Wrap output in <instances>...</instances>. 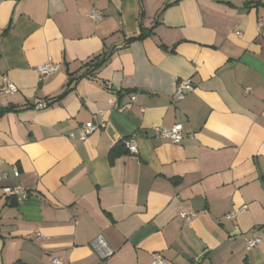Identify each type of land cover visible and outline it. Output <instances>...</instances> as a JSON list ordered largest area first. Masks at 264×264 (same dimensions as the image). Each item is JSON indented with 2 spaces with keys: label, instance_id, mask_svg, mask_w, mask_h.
<instances>
[{
  "label": "crops",
  "instance_id": "obj_1",
  "mask_svg": "<svg viewBox=\"0 0 264 264\" xmlns=\"http://www.w3.org/2000/svg\"><path fill=\"white\" fill-rule=\"evenodd\" d=\"M5 75L0 264H264V0H0ZM176 124L180 143L155 136Z\"/></svg>",
  "mask_w": 264,
  "mask_h": 264
},
{
  "label": "built area",
  "instance_id": "obj_2",
  "mask_svg": "<svg viewBox=\"0 0 264 264\" xmlns=\"http://www.w3.org/2000/svg\"><path fill=\"white\" fill-rule=\"evenodd\" d=\"M92 16L96 18L98 16V13L96 11L93 12ZM262 23L260 24V26ZM239 37H242L241 32H237ZM40 73L42 76H49L54 74L59 70V65L56 63H53L51 61H47L43 65L39 67ZM194 89V85L191 81V79H184L179 81L176 92H175V97L177 100H181L185 98L186 94L189 91H192ZM17 91L16 85L10 80L8 76L3 77V82L0 87V94H12ZM110 105L115 104V99H110ZM51 105V103L45 99H41L35 103V109L37 110H43L48 108ZM104 111H100V118L97 123L93 121H87L84 124H82L79 127V133L78 135L72 133L70 136L73 139H78L80 141L86 140L92 133H94L97 129L104 127L106 125L105 118L103 116ZM155 136L162 138V139H169L174 143H180L183 139V125L182 124H176L173 128H164V127H154L153 128ZM126 146L129 150L130 153L134 154L137 152V144L133 140H128L126 141ZM15 175L19 174L18 169L15 167L14 168ZM4 177H7V174H4ZM21 191L20 187H6L4 188V192L6 194H19ZM245 209V206L240 208L237 211H232L229 214L226 215V218L228 219H234L236 218L237 214L240 211H243ZM180 216L185 219L186 221L191 220L196 216V213L192 210L185 209L183 208L180 211ZM37 236L44 240L46 237L39 231H37ZM261 243L260 238H255V239H248L246 241V244L248 247L254 246ZM92 246L95 250L99 252L101 257L107 258L110 257L113 253L114 250L108 245L104 237L99 236L97 237L93 242ZM53 264H63L64 261L58 257H54L52 259ZM152 264H167L166 260L164 258L158 257V256H153L152 259Z\"/></svg>",
  "mask_w": 264,
  "mask_h": 264
},
{
  "label": "trees",
  "instance_id": "obj_3",
  "mask_svg": "<svg viewBox=\"0 0 264 264\" xmlns=\"http://www.w3.org/2000/svg\"><path fill=\"white\" fill-rule=\"evenodd\" d=\"M145 35H141L139 37H135V38H143ZM134 39V38H132ZM108 60V57H102V58H97L95 59V61L91 62L87 69H86V74H89V73H92V72H95L96 70H98L101 66H103Z\"/></svg>",
  "mask_w": 264,
  "mask_h": 264
},
{
  "label": "water",
  "instance_id": "obj_4",
  "mask_svg": "<svg viewBox=\"0 0 264 264\" xmlns=\"http://www.w3.org/2000/svg\"><path fill=\"white\" fill-rule=\"evenodd\" d=\"M24 194V193H23ZM202 256V255H201Z\"/></svg>",
  "mask_w": 264,
  "mask_h": 264
}]
</instances>
